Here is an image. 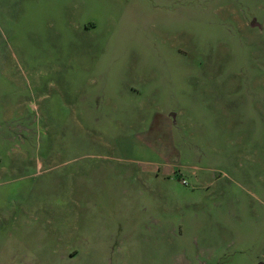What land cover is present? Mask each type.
Masks as SVG:
<instances>
[{
	"label": "rangeland",
	"instance_id": "obj_1",
	"mask_svg": "<svg viewBox=\"0 0 264 264\" xmlns=\"http://www.w3.org/2000/svg\"><path fill=\"white\" fill-rule=\"evenodd\" d=\"M0 264H264V0H0Z\"/></svg>",
	"mask_w": 264,
	"mask_h": 264
}]
</instances>
